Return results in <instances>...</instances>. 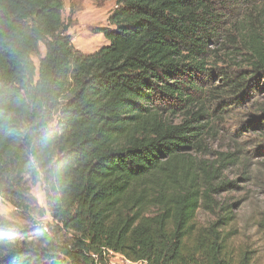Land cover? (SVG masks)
I'll return each mask as SVG.
<instances>
[{"label": "trees", "instance_id": "16d2710c", "mask_svg": "<svg viewBox=\"0 0 264 264\" xmlns=\"http://www.w3.org/2000/svg\"><path fill=\"white\" fill-rule=\"evenodd\" d=\"M114 1L112 28L99 29L108 44L83 55L63 0H0V101L19 102L15 119L30 123L0 128V198L32 204L42 114L59 164L47 247L25 231L0 264H252L217 200L235 187L224 172L236 156H205L229 101L264 77V0ZM257 114L264 133V103Z\"/></svg>", "mask_w": 264, "mask_h": 264}, {"label": "rangeland", "instance_id": "374dc122", "mask_svg": "<svg viewBox=\"0 0 264 264\" xmlns=\"http://www.w3.org/2000/svg\"><path fill=\"white\" fill-rule=\"evenodd\" d=\"M115 8L114 0L101 3L94 0H63L62 17L64 21L71 20L68 35L77 51L91 55L108 44L99 29L112 28L108 24V17ZM39 53L40 56L44 54L42 45ZM38 59L32 58L35 66ZM230 103V109L224 114L221 124H217L219 132L209 143V152L205 157L214 158L217 152L235 154L237 163L224 172L227 180L235 181V187L223 190L217 200L230 207V215L233 217L230 242L248 249L252 264H264V225H261L264 221V133L261 126H256L258 109L264 103V77L254 82L251 92L241 104ZM26 184L29 190L28 178ZM32 208L33 201L27 211L20 212L0 198V211L25 217ZM209 219L211 217L207 214L199 216L201 223ZM53 225L50 218L48 231ZM28 230L31 229L25 231ZM122 258L120 255L109 254V264H123Z\"/></svg>", "mask_w": 264, "mask_h": 264}, {"label": "clouds", "instance_id": "9594fccd", "mask_svg": "<svg viewBox=\"0 0 264 264\" xmlns=\"http://www.w3.org/2000/svg\"><path fill=\"white\" fill-rule=\"evenodd\" d=\"M20 108L19 102L11 104L0 101V128L16 125L19 131L26 130L30 123L15 119ZM34 123L40 125L36 137L37 143L42 146L39 156L46 159L47 162L42 163L38 159L27 177L30 181L29 195L33 201L32 211L28 212L25 217L14 215L8 211H0V256L17 248L18 242L23 237L26 229L33 231L31 245L34 249L38 251L47 247L43 235L48 231L47 225L51 218L50 189L58 180L59 164L46 151L53 140L49 133L50 122L42 114ZM19 264H31V262L23 260Z\"/></svg>", "mask_w": 264, "mask_h": 264}, {"label": "built area", "instance_id": "2783aa9c", "mask_svg": "<svg viewBox=\"0 0 264 264\" xmlns=\"http://www.w3.org/2000/svg\"><path fill=\"white\" fill-rule=\"evenodd\" d=\"M122 259H123V264H143V263H133V262H130L124 258H122Z\"/></svg>", "mask_w": 264, "mask_h": 264}]
</instances>
